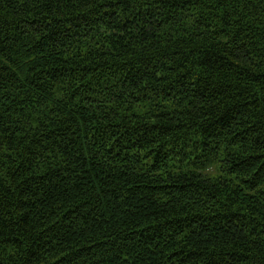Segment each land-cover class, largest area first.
I'll return each mask as SVG.
<instances>
[{"label":"trees","instance_id":"trees-1","mask_svg":"<svg viewBox=\"0 0 264 264\" xmlns=\"http://www.w3.org/2000/svg\"><path fill=\"white\" fill-rule=\"evenodd\" d=\"M0 264H264V0H0Z\"/></svg>","mask_w":264,"mask_h":264}]
</instances>
